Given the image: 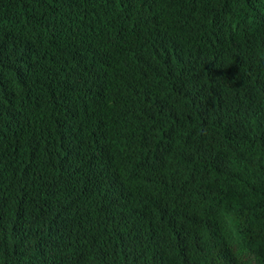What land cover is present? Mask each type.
<instances>
[{
    "label": "trees",
    "instance_id": "1",
    "mask_svg": "<svg viewBox=\"0 0 264 264\" xmlns=\"http://www.w3.org/2000/svg\"><path fill=\"white\" fill-rule=\"evenodd\" d=\"M0 264H264V0H0Z\"/></svg>",
    "mask_w": 264,
    "mask_h": 264
}]
</instances>
